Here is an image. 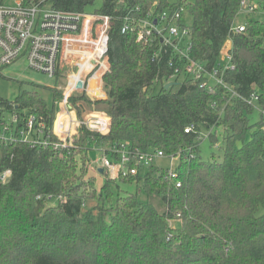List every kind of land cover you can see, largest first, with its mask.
I'll return each mask as SVG.
<instances>
[{
    "label": "trees",
    "instance_id": "obj_1",
    "mask_svg": "<svg viewBox=\"0 0 264 264\" xmlns=\"http://www.w3.org/2000/svg\"><path fill=\"white\" fill-rule=\"evenodd\" d=\"M95 1L46 0L45 5L86 13ZM241 1H102L94 14L111 19L107 98L79 94L70 103L79 117L78 102L108 117L109 132L94 134L81 126L72 147L57 149L19 140L0 144V174L11 172L0 182V264H264L263 123H252L254 109L241 101L223 108L221 87L202 89L184 73L174 77L168 63H182L155 34L149 37L152 45L136 41V22L177 11L179 25L189 29V57L210 70L230 40L233 69L224 73L225 83L243 97L259 93L264 100V0L244 17L245 30L232 33ZM124 25L132 30L121 33ZM172 76L169 88H157ZM38 87L51 92L50 102L37 89H20L12 102L0 98V106L17 116L15 136L34 115L52 143L58 140L52 124L62 92ZM191 124L195 130L185 133ZM210 129L211 145L222 137L220 161L214 154L210 160L200 156L199 135ZM118 142L179 156L177 177L154 165L137 166L135 175L106 176L98 191L88 171L89 151L98 148L116 161L109 150ZM133 182L141 185L145 201L120 193L119 183ZM173 220L178 228L169 225Z\"/></svg>",
    "mask_w": 264,
    "mask_h": 264
},
{
    "label": "built area",
    "instance_id": "obj_2",
    "mask_svg": "<svg viewBox=\"0 0 264 264\" xmlns=\"http://www.w3.org/2000/svg\"><path fill=\"white\" fill-rule=\"evenodd\" d=\"M45 3L46 0L37 2L17 0L12 6L0 3V65L9 66L23 59L29 70L54 78L58 83L61 81L65 83L62 98L55 102V117L52 124V134L58 140L51 143L43 138L44 124L34 115L28 117L18 136H15L17 116L5 113L4 108L0 106V144L19 140L31 146L50 144L57 149L72 147L81 126L94 134L106 135L109 132L108 117L99 113H86L84 107L77 104L82 110L81 117L77 118V110L70 103V99L79 94L107 98L104 79L112 74L108 58L111 19L107 15L59 11L46 6ZM255 10L256 4L249 0L241 1L239 13L246 16L254 13ZM179 19L180 14L177 11L172 14L163 12L157 18L149 14L146 19L136 22L138 28L136 41L144 45H152L149 37L155 34V37H159L161 45L169 47L179 63H182L181 66L168 63L174 68V77L184 73L202 89L211 90L214 87H221L226 97L223 108L230 105L232 100L246 103L254 109V113L258 114L264 132V100L261 95L255 93L247 98L243 97L223 79L224 73L233 69L231 41L227 40L223 46L221 60L208 70L204 62L189 57V29L179 25ZM127 30L132 29L124 25L121 33ZM244 30L242 23L234 24L231 28L232 33H242ZM160 51L161 48L154 55L156 58L159 57ZM170 79H174L173 76ZM92 81H95L96 87L93 91L90 89ZM78 83H81L79 88ZM211 108L216 109L215 102L211 104ZM6 118L10 119L9 123L5 122ZM194 130L195 126L191 124L184 129V132L190 133ZM211 133L212 129L205 134L200 133L198 139L200 141L201 138L208 139ZM34 134H37L36 137ZM99 152L100 167L110 179H117L120 175H135L137 166L147 168L153 164L155 158L171 160L177 158L179 161V156L167 157L158 150L139 151L126 142H118L110 148L109 153L117 158L116 161L102 151ZM130 163L134 166L129 167ZM168 173L171 178L177 177L174 169H170ZM10 174L9 170L0 174V182L5 183ZM176 187H180L179 181Z\"/></svg>",
    "mask_w": 264,
    "mask_h": 264
},
{
    "label": "rangeland",
    "instance_id": "obj_3",
    "mask_svg": "<svg viewBox=\"0 0 264 264\" xmlns=\"http://www.w3.org/2000/svg\"><path fill=\"white\" fill-rule=\"evenodd\" d=\"M17 0H3V3L8 6L14 5V3ZM103 0H96L94 5L89 6L85 9L86 13H94L96 9H99L101 3ZM188 3H192L194 0H186ZM253 4H257V0H251ZM244 15L242 13H239L236 20L235 24L242 23L244 20ZM263 18V16H262ZM184 20L185 24L189 25L191 22V19L188 15H184ZM0 98L12 102L18 95V93L21 90H32V89H37L42 97L47 101H51V92L42 90L40 87H48V88H56L59 89L62 93L65 92V83L61 81L60 83L56 82L54 78H49L47 75L42 74V73H37L29 70L26 67L25 61L23 59H20L13 63L12 65L9 66H1L0 65ZM174 79H169V80H163L161 83H158L157 88L159 89L162 85H165V88L167 86H171ZM21 83V85H20ZM59 84V85H58ZM38 87V88H37ZM90 89L93 91L95 87V81H92L90 83ZM168 87V88H169ZM177 88V86L175 87ZM81 93V92H78ZM89 99H105V98H97L93 97L91 95L86 94ZM97 96V95H96ZM61 99V98H60ZM58 99V100H60ZM57 100V101H58ZM79 105H82L81 103H77ZM86 110V109H85ZM86 113L92 112L96 113L94 111L86 110ZM77 118H80L79 116ZM259 120L258 114L254 113L252 115L251 122L252 123H257ZM6 123L10 122L9 118H6L5 120ZM206 132L201 130V134H205ZM218 138L221 136V130L217 131ZM222 137L218 139V143L216 145H211L210 141L207 138L202 139L199 143V151H200V156L203 160H210L211 159V154H214L215 159L220 161L222 158V151L218 149L220 143H221ZM101 154L98 152V148H93L91 151H89V160L94 161L96 158H100ZM178 159L173 158L168 159V158H155L153 160V164L155 167L159 168H164V169H175L177 166ZM95 168V167H94ZM94 177V176H92ZM95 178V188L99 191L100 188L102 187L104 180L102 176L94 177ZM119 190L120 193L123 194V192L129 193V194H137V197L139 200L145 201L146 196L144 195L141 185H137L135 182L133 183H119ZM114 193L117 192V189H113ZM53 204L55 201L52 202ZM114 203V202H113ZM169 225L173 228H178L180 223L178 220H173L169 222Z\"/></svg>",
    "mask_w": 264,
    "mask_h": 264
},
{
    "label": "crops",
    "instance_id": "obj_4",
    "mask_svg": "<svg viewBox=\"0 0 264 264\" xmlns=\"http://www.w3.org/2000/svg\"><path fill=\"white\" fill-rule=\"evenodd\" d=\"M98 152H99V149H98ZM88 171H89L90 176H94V177L102 176L103 180L106 178L105 173L100 167L98 158H96L94 161L89 162Z\"/></svg>",
    "mask_w": 264,
    "mask_h": 264
},
{
    "label": "water",
    "instance_id": "obj_5",
    "mask_svg": "<svg viewBox=\"0 0 264 264\" xmlns=\"http://www.w3.org/2000/svg\"><path fill=\"white\" fill-rule=\"evenodd\" d=\"M77 87H78V88L81 87V83H78ZM168 87H169V86H167L166 88H168Z\"/></svg>",
    "mask_w": 264,
    "mask_h": 264
}]
</instances>
